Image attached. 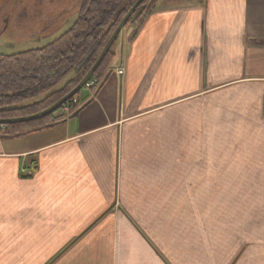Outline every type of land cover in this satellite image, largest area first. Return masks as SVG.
I'll return each mask as SVG.
<instances>
[{"label":"crops","instance_id":"obj_1","mask_svg":"<svg viewBox=\"0 0 264 264\" xmlns=\"http://www.w3.org/2000/svg\"><path fill=\"white\" fill-rule=\"evenodd\" d=\"M130 32L99 88L0 136V264H264V0H156Z\"/></svg>","mask_w":264,"mask_h":264},{"label":"trees","instance_id":"obj_2","mask_svg":"<svg viewBox=\"0 0 264 264\" xmlns=\"http://www.w3.org/2000/svg\"><path fill=\"white\" fill-rule=\"evenodd\" d=\"M134 1L129 0L127 7L121 8L123 0H84L71 26L49 43L18 53L0 54V118L37 113L67 94L89 70ZM164 1L178 3L185 0ZM155 2L142 1L125 24L124 37L131 23L135 25L128 38L135 34ZM120 39L121 35H118L95 70L88 82H94L90 88H99L113 71L118 54L122 51L117 47ZM74 100L75 96L59 110L37 120L0 125V136L13 138L47 128L59 118L57 112Z\"/></svg>","mask_w":264,"mask_h":264},{"label":"rangeland","instance_id":"obj_3","mask_svg":"<svg viewBox=\"0 0 264 264\" xmlns=\"http://www.w3.org/2000/svg\"><path fill=\"white\" fill-rule=\"evenodd\" d=\"M83 1L0 0V27L3 17H9V26L0 35V54L18 53L25 49L39 48L49 43L71 26ZM128 3L129 0H123L121 8H126ZM134 25L133 23L130 24V31ZM35 34L36 37H33ZM85 90L88 91L83 87L80 92ZM79 93L75 95V99ZM215 101L219 102L220 100ZM242 148L239 147V151ZM261 154L262 152H258L257 148H252L248 158L250 160L257 158L260 163L256 166H259L262 169V174H264V163L261 162L264 161V156ZM262 185L264 186V184Z\"/></svg>","mask_w":264,"mask_h":264},{"label":"water","instance_id":"obj_4","mask_svg":"<svg viewBox=\"0 0 264 264\" xmlns=\"http://www.w3.org/2000/svg\"><path fill=\"white\" fill-rule=\"evenodd\" d=\"M143 0H135L134 3L129 7V9L126 11L123 18L120 20L116 28L113 30L107 41L105 42L104 46L102 47L101 51L99 52L98 56L96 57L95 61L89 68V70L86 72V74L78 81V83L63 97H61L59 100H57L55 103L50 105L49 107L26 116H20L15 118H0V125H9V124H17V123H25L33 120H37L39 118L45 117L49 114H52L53 112L60 109L63 104H65L67 101H69L72 97H74L85 85L86 83L91 79L92 75L94 74L95 70L101 63L102 59L118 37V35L122 36V32L124 29L125 24L129 20V18L133 15L136 8L142 3ZM122 49V48H121Z\"/></svg>","mask_w":264,"mask_h":264},{"label":"built area","instance_id":"obj_5","mask_svg":"<svg viewBox=\"0 0 264 264\" xmlns=\"http://www.w3.org/2000/svg\"><path fill=\"white\" fill-rule=\"evenodd\" d=\"M116 73L118 74V75H121L122 73H123V70H122V68H117L116 69ZM92 84V83H91Z\"/></svg>","mask_w":264,"mask_h":264}]
</instances>
